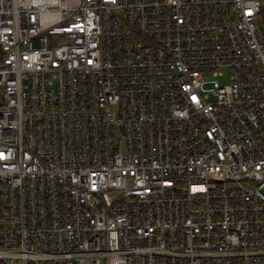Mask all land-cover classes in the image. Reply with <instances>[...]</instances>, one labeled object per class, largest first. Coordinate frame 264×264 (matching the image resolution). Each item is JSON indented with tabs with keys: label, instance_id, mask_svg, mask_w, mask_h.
Returning <instances> with one entry per match:
<instances>
[{
	"label": "built area",
	"instance_id": "2783aa9c",
	"mask_svg": "<svg viewBox=\"0 0 264 264\" xmlns=\"http://www.w3.org/2000/svg\"><path fill=\"white\" fill-rule=\"evenodd\" d=\"M263 15L0 0V264H264Z\"/></svg>",
	"mask_w": 264,
	"mask_h": 264
},
{
	"label": "rangeland",
	"instance_id": "374dc122",
	"mask_svg": "<svg viewBox=\"0 0 264 264\" xmlns=\"http://www.w3.org/2000/svg\"><path fill=\"white\" fill-rule=\"evenodd\" d=\"M261 2H262V5H263V8H264V0H261ZM262 21H264V15L260 17V23H261ZM229 74H230V72L227 73V77H229ZM226 79H227V78H225V79H214V80H216L217 82H222V81H226ZM212 80H213V79H212Z\"/></svg>",
	"mask_w": 264,
	"mask_h": 264
}]
</instances>
